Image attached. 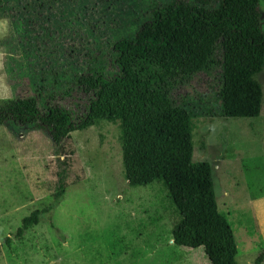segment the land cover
<instances>
[{
	"label": "rangeland",
	"instance_id": "rangeland-1",
	"mask_svg": "<svg viewBox=\"0 0 264 264\" xmlns=\"http://www.w3.org/2000/svg\"><path fill=\"white\" fill-rule=\"evenodd\" d=\"M42 1V8L27 17L40 36H23V48L9 12L1 8L0 104L38 100L23 63L24 55H33L37 47L56 59L70 53L83 65V74L99 67L112 73L113 41L132 37L154 6L188 0ZM208 1L209 6L218 3ZM257 9L264 34V0H258ZM253 80L261 91L254 118L210 115L217 107L219 68L192 75L170 95L175 104L186 105L191 161L210 167L216 210L234 237L235 264H254L264 250V56ZM89 98L72 87L67 96H56L55 103L79 118ZM118 135L117 124L100 122L54 145L44 127L0 126V244L9 238L8 246L0 245V264H207L201 248L172 244L170 231L179 216L161 185H127ZM61 161L66 175L61 200L21 238H13L23 217L51 203Z\"/></svg>",
	"mask_w": 264,
	"mask_h": 264
},
{
	"label": "trees",
	"instance_id": "trees-1",
	"mask_svg": "<svg viewBox=\"0 0 264 264\" xmlns=\"http://www.w3.org/2000/svg\"><path fill=\"white\" fill-rule=\"evenodd\" d=\"M43 2L0 0V12L2 6L9 12L21 48L23 36H40L35 33L39 28L27 17L29 11L35 13L34 8H42ZM257 6L258 0H218L215 6H209L208 0H188L154 6L148 20L132 37L111 43L112 73L99 67L83 74V65L70 53L56 59L44 55L43 47H37L33 55H24L23 63L38 100L2 102L0 126L6 122L17 127L41 126L57 145L73 131L100 122L117 124L122 176L127 185H161L179 216L171 227L172 244L184 249L201 248L207 264H235L234 237L216 210L210 167L205 162L191 161L186 105L183 101L175 104L170 95L192 75H208L219 68L217 107L210 115H259L261 91L253 76L262 66L264 34ZM72 87L90 94L86 110L79 118L55 103L56 96H67ZM61 165L62 161L51 203L23 217L13 238H21L61 200L66 179ZM8 244L9 238L5 237L0 245ZM253 263H264V250Z\"/></svg>",
	"mask_w": 264,
	"mask_h": 264
}]
</instances>
